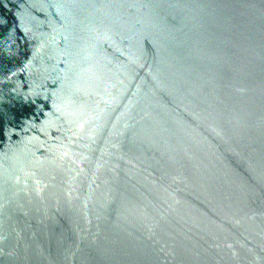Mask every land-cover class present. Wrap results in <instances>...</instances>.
<instances>
[{
    "label": "water",
    "instance_id": "1",
    "mask_svg": "<svg viewBox=\"0 0 264 264\" xmlns=\"http://www.w3.org/2000/svg\"><path fill=\"white\" fill-rule=\"evenodd\" d=\"M0 264H264V0H0Z\"/></svg>",
    "mask_w": 264,
    "mask_h": 264
}]
</instances>
